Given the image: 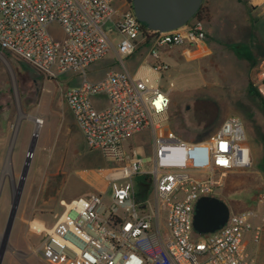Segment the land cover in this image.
Returning <instances> with one entry per match:
<instances>
[{
  "label": "built area",
  "instance_id": "obj_1",
  "mask_svg": "<svg viewBox=\"0 0 264 264\" xmlns=\"http://www.w3.org/2000/svg\"><path fill=\"white\" fill-rule=\"evenodd\" d=\"M250 3L264 7V0ZM53 24L62 38L49 31ZM207 39L206 21L195 16L175 30L148 29L131 0H0L1 52L51 79L77 73L66 103L87 146L112 163L78 173L89 192L61 201L48 230H31L41 237L36 253L44 264H255L243 247L255 211L230 210L213 233L193 227L197 201L216 197L228 174L252 165L243 119L230 115L208 140L185 141L165 125L170 90L126 70L94 79L87 73L113 47L121 65L146 51L139 67L152 59L147 68L161 78L169 69L161 49L201 48ZM254 86L264 99V60ZM144 131L151 133L148 162L127 143Z\"/></svg>",
  "mask_w": 264,
  "mask_h": 264
},
{
  "label": "rangeland",
  "instance_id": "obj_2",
  "mask_svg": "<svg viewBox=\"0 0 264 264\" xmlns=\"http://www.w3.org/2000/svg\"><path fill=\"white\" fill-rule=\"evenodd\" d=\"M202 4L210 11L207 44L201 48L161 49V61L167 62L169 69L159 78L147 69L149 59L142 63L139 76H148L170 90V121L165 125L185 141L208 140L230 115L245 122L252 165L228 174L216 197L231 211L257 213L243 247L255 264H264V106L250 89L264 60V7H254L250 0H203ZM49 31L57 38L63 36L56 24ZM120 39L118 36L114 47ZM120 66L112 47L87 69L88 77H102ZM80 79L74 72L51 79L0 50V235L11 210L8 180L11 177L17 184L20 179L36 130L33 118L43 121L2 264H44L36 253L41 237L31 231L30 222L38 220L46 228L52 226L62 210L61 201L90 189L78 173L112 164L87 146L66 103V90ZM94 101L98 107L105 103L104 98ZM20 112L25 118L15 135ZM127 143L145 154V162L149 161V131L134 135ZM8 162L10 174L6 175ZM198 239L206 240L204 236Z\"/></svg>",
  "mask_w": 264,
  "mask_h": 264
},
{
  "label": "water",
  "instance_id": "obj_3",
  "mask_svg": "<svg viewBox=\"0 0 264 264\" xmlns=\"http://www.w3.org/2000/svg\"><path fill=\"white\" fill-rule=\"evenodd\" d=\"M137 19L152 31L167 32L185 26L199 11L203 0H131ZM25 116L20 112L15 129V135L19 124ZM33 121L36 124L35 119ZM39 136L38 130L33 133L30 147L27 153L22 173L17 186V192L13 194L11 210L8 215L4 233L0 235V264L9 243V237L15 221L17 209L25 181L31 165V160ZM11 145L9 155L12 152ZM230 215L229 206L218 197H201L195 208L193 227L197 234L204 235L219 230L226 224Z\"/></svg>",
  "mask_w": 264,
  "mask_h": 264
},
{
  "label": "crops",
  "instance_id": "obj_4",
  "mask_svg": "<svg viewBox=\"0 0 264 264\" xmlns=\"http://www.w3.org/2000/svg\"><path fill=\"white\" fill-rule=\"evenodd\" d=\"M209 10V9H208ZM209 17H210V11H209ZM206 21V27H207V31H208V39H209V34H210V29H209V23H210V18L208 19V20H205ZM207 39V40H208ZM206 40V44H207V41ZM138 59H140V61H142L141 60V57H140V55H138V53H136V54H134L133 56H131V57H129V58H127L126 60H125V64L124 65H121L118 69H114V70H117V71H122V70H126V71H128L129 73H136V74H138L139 75V69L141 68V67H139V64L141 63H138ZM130 65H129V64ZM153 63V61H152V59H151V64ZM148 69V68H147ZM149 70V69H148ZM150 71V70H149ZM151 72H153V71H151ZM152 79V78H151ZM104 162H106V161H104ZM102 166H105V165H102ZM100 167V166H99ZM89 192V191H88ZM87 194V193H86ZM86 194H83V195H86ZM79 196H81V195H79ZM73 199V198H72Z\"/></svg>",
  "mask_w": 264,
  "mask_h": 264
},
{
  "label": "trees",
  "instance_id": "obj_5",
  "mask_svg": "<svg viewBox=\"0 0 264 264\" xmlns=\"http://www.w3.org/2000/svg\"><path fill=\"white\" fill-rule=\"evenodd\" d=\"M195 17H199V18H202L204 20H208L209 19L208 8L204 7L202 4L199 11L196 13ZM250 86H251L250 87L251 91L255 94L256 97H258L260 99V101L262 102V104L264 106V99L261 96V94L259 93L258 89L254 86V82L251 81Z\"/></svg>",
  "mask_w": 264,
  "mask_h": 264
},
{
  "label": "bare ground",
  "instance_id": "obj_6",
  "mask_svg": "<svg viewBox=\"0 0 264 264\" xmlns=\"http://www.w3.org/2000/svg\"><path fill=\"white\" fill-rule=\"evenodd\" d=\"M35 121H36V130H38V132H39V129H40L43 121L41 118H35ZM5 171L10 172V162L7 163ZM30 227H31L32 231H40V230H44V229L45 230L49 229V228H46V224L41 223V222L36 221V220L30 222Z\"/></svg>",
  "mask_w": 264,
  "mask_h": 264
},
{
  "label": "flooded vegetation",
  "instance_id": "obj_7",
  "mask_svg": "<svg viewBox=\"0 0 264 264\" xmlns=\"http://www.w3.org/2000/svg\"><path fill=\"white\" fill-rule=\"evenodd\" d=\"M8 174H10V172L7 171L6 175H8ZM18 183H19V181H18ZM18 183L16 184L15 180L13 178H11V177L8 180V187H9V191H11V193H12V197H13V194L15 192H17Z\"/></svg>",
  "mask_w": 264,
  "mask_h": 264
}]
</instances>
